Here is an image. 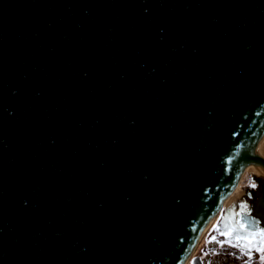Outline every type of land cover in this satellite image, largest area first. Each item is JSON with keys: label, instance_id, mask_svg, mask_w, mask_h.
<instances>
[{"label": "water", "instance_id": "95a60500", "mask_svg": "<svg viewBox=\"0 0 264 264\" xmlns=\"http://www.w3.org/2000/svg\"><path fill=\"white\" fill-rule=\"evenodd\" d=\"M263 126L264 0H0V264H183Z\"/></svg>", "mask_w": 264, "mask_h": 264}, {"label": "flooded vegetation", "instance_id": "af4514ba", "mask_svg": "<svg viewBox=\"0 0 264 264\" xmlns=\"http://www.w3.org/2000/svg\"><path fill=\"white\" fill-rule=\"evenodd\" d=\"M253 154L257 155V151H254ZM249 168L250 177H247V181L244 183L241 193L223 207L222 212L217 216L213 226L207 233L205 240L202 242L201 246L196 248L197 250L194 252L188 264H260V253L254 250L255 243L252 249V259L249 260L247 255H243L245 252L243 247H234L228 243H225L223 247H221L220 243L217 242L226 239H232L234 241V237L238 231L241 235H245L253 229V227H250L251 229H240L239 225L241 223L248 225L247 213L254 212L253 209L262 196L261 189L264 184V174L259 175L252 169L253 167H251V165ZM253 184L255 186H252ZM228 197L227 200L229 199ZM241 205H244V207L241 208ZM217 227L219 231H214ZM259 229L261 228H255L256 231ZM229 230L232 231L231 236L225 237L219 235V232ZM210 236H215L217 238L216 241L209 243ZM255 240L258 242L259 237H256ZM205 252L208 254L205 255Z\"/></svg>", "mask_w": 264, "mask_h": 264}, {"label": "snow or ice", "instance_id": "6c2138e0", "mask_svg": "<svg viewBox=\"0 0 264 264\" xmlns=\"http://www.w3.org/2000/svg\"><path fill=\"white\" fill-rule=\"evenodd\" d=\"M252 186H255L254 184ZM244 205H241V208H243ZM240 229H244L245 225L243 223H241L239 225ZM214 231H219L218 227L216 229H214ZM219 235L221 236H225V237H229L232 235V231H221L219 232ZM259 237L258 242H256L255 238ZM216 237L215 236H210V240L208 241L209 243H211L212 241H216ZM218 243H220L221 247H223V245L225 243H228L231 246L234 247H243L245 249V252L243 253V255H247L249 260L252 259V249H253V244L255 243V252L260 253L259 256V262L260 264H264V228L259 229L258 231L255 230V228L253 227L252 230H250L247 234L245 235H241L240 232L238 231L237 234L234 237V241L232 239H226L223 241H217ZM205 255H207L208 253L205 252Z\"/></svg>", "mask_w": 264, "mask_h": 264}, {"label": "bare ground", "instance_id": "6f19581e", "mask_svg": "<svg viewBox=\"0 0 264 264\" xmlns=\"http://www.w3.org/2000/svg\"><path fill=\"white\" fill-rule=\"evenodd\" d=\"M251 151H252V153H253L254 151H257V155L263 157V153H264V126H263V129H262L260 135L258 136V138L253 142V144H252V146H251ZM250 162H252L251 167H253L252 169H253L255 172H257L259 175H263V174H264V170H260V167H261V162H260V161H258V160H256V159H252ZM246 166H247V165H246ZM246 166H245V167H246ZM242 171H243V170H242ZM241 173H242V172H241ZM235 186H236V185H235ZM234 189H235V187L232 189V191H233ZM232 191H231V193H232ZM231 193H230V194H231ZM230 194H229V195H230ZM229 195H228V196H229ZM228 196H227V197H228ZM227 197H226V199H227ZM226 199L224 200V202L222 203V205L225 203ZM222 205H221V207H222ZM221 207L219 208V210L221 209ZM219 210H218L215 214H213L212 217L209 219V221L207 222V225L205 226V229H204L203 233L201 234V236H200L199 239L197 240V242H196L194 248L192 249V251H191V252L189 253V255L187 256V258H186L187 261L185 260V261L183 262V264H188V263H189L191 257L194 255V252L197 250L196 248H197L199 242L201 241V239H202L204 233H205V232L207 231V229H209V227L212 225V223H213L214 219L216 218V215L218 214Z\"/></svg>", "mask_w": 264, "mask_h": 264}, {"label": "rangeland", "instance_id": "374dc122", "mask_svg": "<svg viewBox=\"0 0 264 264\" xmlns=\"http://www.w3.org/2000/svg\"><path fill=\"white\" fill-rule=\"evenodd\" d=\"M253 153H254V152H253ZM251 164H252V163L249 162V163L247 164V166L244 167L242 173L240 174V176H239V178H238V181H237V183H236V186H234L235 189L232 191V193H231L230 196L228 197L229 199H228V200L226 199L225 203L222 205L221 209L219 210L218 214L216 215V218H217V216L222 212L223 207L226 206V204H227L228 202H230V200L235 199L236 196H237L238 194L241 193V189L243 188L244 183L247 181V177H250V168H249V167H250ZM216 218L214 219L213 223L215 222ZM213 223H212V225L209 227V229H207V231L204 233V235H203L201 241L199 242L198 246H201L202 242L205 240L207 233L210 231L211 227L213 226ZM198 246H197V248H198Z\"/></svg>", "mask_w": 264, "mask_h": 264}]
</instances>
